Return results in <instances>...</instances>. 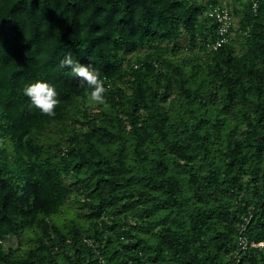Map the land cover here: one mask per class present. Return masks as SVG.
I'll return each mask as SVG.
<instances>
[{
	"label": "trees",
	"instance_id": "1",
	"mask_svg": "<svg viewBox=\"0 0 264 264\" xmlns=\"http://www.w3.org/2000/svg\"><path fill=\"white\" fill-rule=\"evenodd\" d=\"M223 1L0 0V264H264V0L211 50Z\"/></svg>",
	"mask_w": 264,
	"mask_h": 264
},
{
	"label": "clouds",
	"instance_id": "2",
	"mask_svg": "<svg viewBox=\"0 0 264 264\" xmlns=\"http://www.w3.org/2000/svg\"><path fill=\"white\" fill-rule=\"evenodd\" d=\"M61 67L69 68L79 81V86L85 89L87 103L90 107L106 105V92L104 80L91 64L74 62L71 54L60 61ZM23 94L29 98L31 106L38 109L41 114L54 117L55 109L60 104L55 87L46 81L37 80L23 88Z\"/></svg>",
	"mask_w": 264,
	"mask_h": 264
},
{
	"label": "built area",
	"instance_id": "3",
	"mask_svg": "<svg viewBox=\"0 0 264 264\" xmlns=\"http://www.w3.org/2000/svg\"><path fill=\"white\" fill-rule=\"evenodd\" d=\"M252 1L254 10H257L258 0ZM229 2L230 0H224L222 5H211L207 11L208 16L214 18L218 22L217 36L212 43L208 44L211 50L219 49L230 40L231 28L235 26L236 16L233 12L232 5L229 4ZM242 243H245L244 240H242ZM252 244L256 246H264V241H253Z\"/></svg>",
	"mask_w": 264,
	"mask_h": 264
},
{
	"label": "rangeland",
	"instance_id": "4",
	"mask_svg": "<svg viewBox=\"0 0 264 264\" xmlns=\"http://www.w3.org/2000/svg\"><path fill=\"white\" fill-rule=\"evenodd\" d=\"M239 19H240V16L238 15V16L236 17V21L238 22ZM242 45H243L242 40H239V41H238V46H239V48H241ZM70 205H71V206H74V207H77V206H78L77 202H71ZM24 241H25V240H24ZM6 244H7V245H13L14 247H16L17 244H18V239H17L16 237H8V238L6 239Z\"/></svg>",
	"mask_w": 264,
	"mask_h": 264
}]
</instances>
